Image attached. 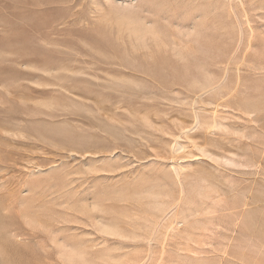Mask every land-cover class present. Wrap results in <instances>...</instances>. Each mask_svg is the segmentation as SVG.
<instances>
[{
  "label": "rangeland",
  "instance_id": "obj_1",
  "mask_svg": "<svg viewBox=\"0 0 264 264\" xmlns=\"http://www.w3.org/2000/svg\"><path fill=\"white\" fill-rule=\"evenodd\" d=\"M0 264H264V0H0Z\"/></svg>",
  "mask_w": 264,
  "mask_h": 264
}]
</instances>
